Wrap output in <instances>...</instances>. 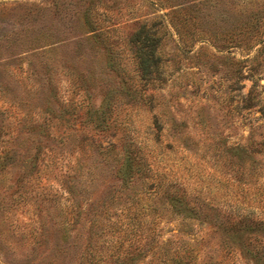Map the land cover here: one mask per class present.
I'll return each instance as SVG.
<instances>
[{"label": "rangeland", "instance_id": "rangeland-1", "mask_svg": "<svg viewBox=\"0 0 264 264\" xmlns=\"http://www.w3.org/2000/svg\"><path fill=\"white\" fill-rule=\"evenodd\" d=\"M142 20L161 37L149 81ZM0 37V264H80L96 215L102 251L154 236L264 264L261 228L225 239L220 221L264 220V0H0Z\"/></svg>", "mask_w": 264, "mask_h": 264}, {"label": "trees", "instance_id": "trees-1", "mask_svg": "<svg viewBox=\"0 0 264 264\" xmlns=\"http://www.w3.org/2000/svg\"><path fill=\"white\" fill-rule=\"evenodd\" d=\"M186 1L193 3L194 1L197 2L199 0ZM183 23H185L184 19ZM253 27H257V20L256 22H254ZM159 30L160 29L156 26L155 21L142 20L137 23V26L128 38L129 42L133 44V49L137 60V70L139 71L140 77L145 81L156 78V74L159 69L160 57L158 54V47L161 38L159 35ZM0 41H3V43L1 42V47L8 46L10 42V40L5 39H0ZM113 147H115L114 144L110 143L104 149L109 150ZM133 160L134 159L126 154L121 163V166L124 165V168H118L119 171H122V169H124L128 172V180H130V176L132 175L131 173L133 171H137L132 167ZM168 188V186L165 187V191ZM182 198H184L183 203H185V205H188L189 202L187 198L183 196V194L173 197V200L180 201ZM100 206L103 207V204H101ZM202 209H212V206L209 202L200 200H193L192 205L189 206V211L194 210L193 213H198ZM72 220L73 224H76L77 222H79L78 220L82 221V217H74ZM86 220L88 222V234L86 237L87 241L79 254L80 264H108L106 259L112 258L114 256L123 258V262L126 258L137 261V259L143 258L146 252L150 253L147 264H211L209 260H198V253H196L194 248L189 244H184V242H181L178 239H175V241H173L172 239H168L166 240V242L160 243L161 245H157L158 243H155L157 246H153V239H155L154 236L150 237V239L145 236L142 239L144 240L142 244L138 243L134 247L121 250L120 252H116L115 250L107 251L108 249L102 251V247L97 248V239L93 242H90V239H92L91 233L100 235V231L103 230V226L98 224L99 216L96 215L87 217ZM220 221L222 228L224 229L223 236H225V239H227L226 233L233 229L252 230L251 228L259 227L264 232V220L253 219L247 215L239 216L237 218L222 215ZM94 226H98L97 230L95 228V230L92 231V228ZM177 244L178 246H176ZM136 261H134L133 264H138V261Z\"/></svg>", "mask_w": 264, "mask_h": 264}]
</instances>
